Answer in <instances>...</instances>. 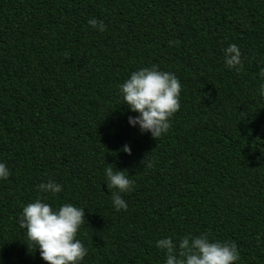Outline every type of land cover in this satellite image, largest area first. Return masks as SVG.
<instances>
[{
	"label": "trees",
	"instance_id": "1",
	"mask_svg": "<svg viewBox=\"0 0 264 264\" xmlns=\"http://www.w3.org/2000/svg\"><path fill=\"white\" fill-rule=\"evenodd\" d=\"M228 43L239 72L223 65ZM152 64L181 84L157 138L129 126L118 91ZM261 67L264 0H0V264H46L17 223L37 195L84 208L82 264H162L154 241L189 232L234 242L236 264H264ZM107 163L134 182L124 210ZM48 180L61 192H39Z\"/></svg>",
	"mask_w": 264,
	"mask_h": 264
},
{
	"label": "clouds",
	"instance_id": "2",
	"mask_svg": "<svg viewBox=\"0 0 264 264\" xmlns=\"http://www.w3.org/2000/svg\"><path fill=\"white\" fill-rule=\"evenodd\" d=\"M87 24L97 31H104L105 25L92 17ZM225 68L239 72L243 67L242 54L238 46L228 43L221 49ZM260 83L257 93L264 100V67L258 73ZM181 84L173 72L164 71L157 65L140 67L131 71L118 85L120 98L130 112L127 123L157 138L170 128V118L180 108ZM130 154L127 144L121 146ZM107 163L103 169L107 189L111 190V204L114 210L127 208L122 194L133 190L134 182L125 170ZM10 175L7 165L0 161V180ZM38 191L55 196L61 192L60 183L48 180L37 185ZM48 197L37 195L22 206L17 217L18 226L24 230L27 242L39 251L46 264H82L88 249L77 238L82 224H85L84 208L70 202L58 205L46 202ZM155 247L163 252L162 264H236L239 251L232 241L211 239L206 232L193 235L185 233L178 239L163 235L154 241Z\"/></svg>",
	"mask_w": 264,
	"mask_h": 264
}]
</instances>
